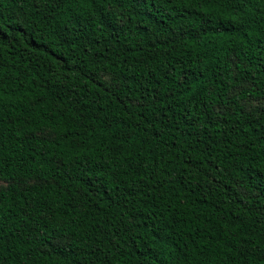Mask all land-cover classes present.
<instances>
[{
  "label": "trees",
  "instance_id": "16d2710c",
  "mask_svg": "<svg viewBox=\"0 0 264 264\" xmlns=\"http://www.w3.org/2000/svg\"><path fill=\"white\" fill-rule=\"evenodd\" d=\"M0 264H264V0H0Z\"/></svg>",
  "mask_w": 264,
  "mask_h": 264
},
{
  "label": "rangeland",
  "instance_id": "374dc122",
  "mask_svg": "<svg viewBox=\"0 0 264 264\" xmlns=\"http://www.w3.org/2000/svg\"><path fill=\"white\" fill-rule=\"evenodd\" d=\"M3 182L0 181V185L2 184Z\"/></svg>",
  "mask_w": 264,
  "mask_h": 264
}]
</instances>
